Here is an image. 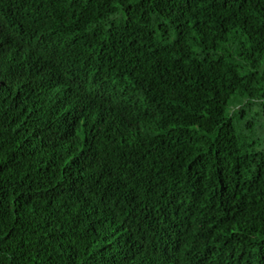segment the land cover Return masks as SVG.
I'll return each mask as SVG.
<instances>
[{
  "label": "trees",
  "instance_id": "trees-1",
  "mask_svg": "<svg viewBox=\"0 0 264 264\" xmlns=\"http://www.w3.org/2000/svg\"><path fill=\"white\" fill-rule=\"evenodd\" d=\"M0 264H264V0H0Z\"/></svg>",
  "mask_w": 264,
  "mask_h": 264
}]
</instances>
